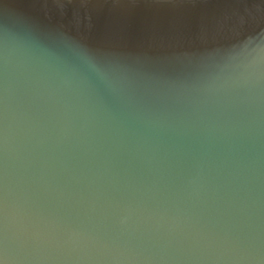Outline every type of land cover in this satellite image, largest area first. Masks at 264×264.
<instances>
[{"label": "water", "instance_id": "water-1", "mask_svg": "<svg viewBox=\"0 0 264 264\" xmlns=\"http://www.w3.org/2000/svg\"><path fill=\"white\" fill-rule=\"evenodd\" d=\"M0 264H264V0H0Z\"/></svg>", "mask_w": 264, "mask_h": 264}]
</instances>
